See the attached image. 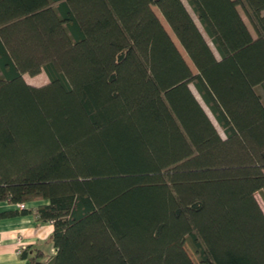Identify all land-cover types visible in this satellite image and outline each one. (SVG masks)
I'll use <instances>...</instances> for the list:
<instances>
[{
    "label": "trees",
    "instance_id": "obj_1",
    "mask_svg": "<svg viewBox=\"0 0 264 264\" xmlns=\"http://www.w3.org/2000/svg\"><path fill=\"white\" fill-rule=\"evenodd\" d=\"M185 2L201 29L183 0H0V201L53 224L26 264H264V0Z\"/></svg>",
    "mask_w": 264,
    "mask_h": 264
},
{
    "label": "crops",
    "instance_id": "obj_2",
    "mask_svg": "<svg viewBox=\"0 0 264 264\" xmlns=\"http://www.w3.org/2000/svg\"><path fill=\"white\" fill-rule=\"evenodd\" d=\"M42 203L45 202H27V212L0 218V264H26L27 259L21 255L25 250L28 255L35 249L52 253L53 224L41 220L34 211V208ZM14 209V204L0 201V212Z\"/></svg>",
    "mask_w": 264,
    "mask_h": 264
},
{
    "label": "rangeland",
    "instance_id": "obj_3",
    "mask_svg": "<svg viewBox=\"0 0 264 264\" xmlns=\"http://www.w3.org/2000/svg\"><path fill=\"white\" fill-rule=\"evenodd\" d=\"M184 1V4L186 6V8L188 9V11L190 12L191 16L193 17L195 23L198 25V27L201 29V26L198 22V20L196 19V17L194 16L193 12L191 11L190 7L187 5V3ZM152 10L154 11V13L156 14V16L159 18L160 22L162 23V25L164 26L165 30L167 31V33L169 34L170 38L172 39V41L174 42L175 46L177 47V49L179 50L181 56L183 57V59L185 60V62L187 63V65L189 66L191 72L193 74H195L197 72L196 68L194 67V65L192 64V62L190 61V59L188 58L186 52L183 50V48L181 47V45L179 44V42L177 41L176 37L174 36L173 32L171 31L170 27L167 25V23L165 22V20L163 19L162 15L160 14L158 8L154 5L151 6ZM237 9L239 11V14L242 18V20L244 21V23L246 24L249 32L251 33V35L253 37L256 36L255 31L252 27V25L250 24L248 18L246 17V15L244 14L242 8L238 5ZM262 14L264 15V11H262ZM34 31L36 32V35L38 37V40L40 41L42 47L44 48L46 54L48 57H52V54L50 53V50L47 49L45 42L43 41L42 37L40 36V34L38 33L37 29L34 27ZM204 34V32H203ZM206 40L208 41L211 49L213 50L214 54L217 56L214 47L212 46V44L210 43L209 39L206 38ZM24 80L29 84L33 85V86H42L48 83V78L45 74V72L42 70L40 71V73L36 74V75H30L29 73H23L22 74ZM190 90L192 91L193 95L196 97V99L198 100L199 104L203 107V109L205 110V112L208 114V116L210 117V119L212 120V122L214 123L216 129L218 130V132L220 133L221 136H223L222 133V129L217 125V123L215 122L213 116L211 115L209 109L206 107V105L204 104V102L202 101L201 97L199 96L198 92L196 91L194 85L192 83L188 84ZM256 91L257 93L260 94L262 101L264 103V91L262 89V87L260 85L256 86ZM255 198L258 202V204L260 205L263 213H264V200L263 197L261 195L260 192H255ZM184 249L186 251V253L189 255V257L191 258V260L193 261L194 264H199L197 258L195 257L192 249L190 248V246L186 243L184 244Z\"/></svg>",
    "mask_w": 264,
    "mask_h": 264
},
{
    "label": "built area",
    "instance_id": "obj_4",
    "mask_svg": "<svg viewBox=\"0 0 264 264\" xmlns=\"http://www.w3.org/2000/svg\"><path fill=\"white\" fill-rule=\"evenodd\" d=\"M14 205L16 206L17 209H26V203H16ZM52 252H54V249H52Z\"/></svg>",
    "mask_w": 264,
    "mask_h": 264
}]
</instances>
